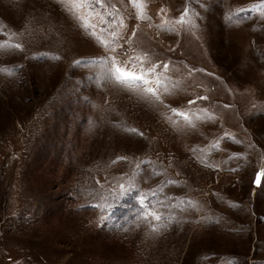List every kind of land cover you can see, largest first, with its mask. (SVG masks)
Masks as SVG:
<instances>
[{
  "label": "rangeland",
  "instance_id": "obj_1",
  "mask_svg": "<svg viewBox=\"0 0 264 264\" xmlns=\"http://www.w3.org/2000/svg\"><path fill=\"white\" fill-rule=\"evenodd\" d=\"M0 264H264V0H0Z\"/></svg>",
  "mask_w": 264,
  "mask_h": 264
},
{
  "label": "snow or ice",
  "instance_id": "obj_2",
  "mask_svg": "<svg viewBox=\"0 0 264 264\" xmlns=\"http://www.w3.org/2000/svg\"><path fill=\"white\" fill-rule=\"evenodd\" d=\"M110 74L114 75V78L121 83H129L136 80H143V77L137 76L135 73L129 72L126 69L122 70L119 67L115 68L114 72ZM148 91L152 92V89H148ZM155 218L160 219L159 216H156Z\"/></svg>",
  "mask_w": 264,
  "mask_h": 264
},
{
  "label": "water",
  "instance_id": "obj_3",
  "mask_svg": "<svg viewBox=\"0 0 264 264\" xmlns=\"http://www.w3.org/2000/svg\"><path fill=\"white\" fill-rule=\"evenodd\" d=\"M260 176H261V173L258 174V176H257V181H259Z\"/></svg>",
  "mask_w": 264,
  "mask_h": 264
}]
</instances>
